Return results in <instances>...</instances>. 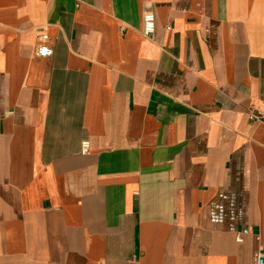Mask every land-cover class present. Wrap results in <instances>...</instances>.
<instances>
[{
	"label": "crops",
	"instance_id": "crops-1",
	"mask_svg": "<svg viewBox=\"0 0 264 264\" xmlns=\"http://www.w3.org/2000/svg\"><path fill=\"white\" fill-rule=\"evenodd\" d=\"M263 108L264 0H0V264H264Z\"/></svg>",
	"mask_w": 264,
	"mask_h": 264
},
{
	"label": "built area",
	"instance_id": "built-area-1",
	"mask_svg": "<svg viewBox=\"0 0 264 264\" xmlns=\"http://www.w3.org/2000/svg\"><path fill=\"white\" fill-rule=\"evenodd\" d=\"M156 14L155 11L151 8H148L144 11L142 17V33L144 36L148 38H152L156 31ZM121 30L125 31L127 28L126 23L121 24ZM170 28V25H168ZM54 48L50 43V35L46 31L45 27L41 31L38 32L37 42L35 44V52L36 55L39 56H49L52 55ZM250 118L256 120L258 122L264 123V108L258 111H251ZM90 141L88 139H84L81 142V153L87 154L90 152Z\"/></svg>",
	"mask_w": 264,
	"mask_h": 264
}]
</instances>
